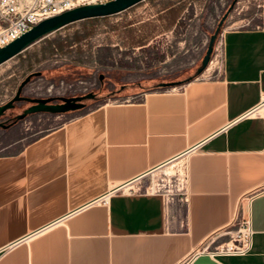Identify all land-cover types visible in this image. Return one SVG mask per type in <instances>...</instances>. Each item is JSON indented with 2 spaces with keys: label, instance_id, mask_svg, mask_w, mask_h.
Wrapping results in <instances>:
<instances>
[{
  "label": "crops",
  "instance_id": "1",
  "mask_svg": "<svg viewBox=\"0 0 264 264\" xmlns=\"http://www.w3.org/2000/svg\"><path fill=\"white\" fill-rule=\"evenodd\" d=\"M260 6L258 23L220 34L206 77L98 104L0 154V264H184L191 255L186 264H264ZM180 12L178 2L165 4L108 43L89 29L104 17L76 21L12 58L28 72L48 61L96 68L108 47H148ZM181 157L183 196L140 183ZM242 217L251 251L211 256Z\"/></svg>",
  "mask_w": 264,
  "mask_h": 264
},
{
  "label": "rangeland",
  "instance_id": "2",
  "mask_svg": "<svg viewBox=\"0 0 264 264\" xmlns=\"http://www.w3.org/2000/svg\"><path fill=\"white\" fill-rule=\"evenodd\" d=\"M174 2H178L181 12L173 30L159 35L143 49L124 48V45H121V48L119 45L108 47L112 50L103 51L102 66L97 65L96 68L82 71L63 70V66L60 67L58 63L48 61L28 72L25 64H20L15 58L1 63L0 104L11 99L20 82L34 71H40L41 75L32 77L23 87L24 96L58 99L61 96L68 97L92 92L97 97L85 100V107L76 111L62 114L31 113L13 125L6 128L0 127V154L15 152L38 135L62 125L76 114L98 104L133 99V93L141 88L157 86L160 82H174L173 85L166 87H175L196 78L206 77L210 71L208 66L214 57L220 34L226 29L256 24L261 14V0H159L158 3L147 6L145 9L132 7L123 13L96 19L94 25L89 27L90 32L93 35L100 34L107 43L110 39L126 38L129 35L126 27L128 23L150 17L159 7ZM233 2V8L218 32L207 68L196 75L210 35ZM75 24L69 27L72 28ZM213 64L211 63V68ZM100 75L102 79L99 78ZM121 86L126 89L120 93H110ZM28 105V102L20 101L4 115L18 114ZM183 170L184 159L177 158L146 175L140 183L149 185L153 189L158 188V191L166 196L173 194L182 196L185 188V182L182 179Z\"/></svg>",
  "mask_w": 264,
  "mask_h": 264
},
{
  "label": "water",
  "instance_id": "3",
  "mask_svg": "<svg viewBox=\"0 0 264 264\" xmlns=\"http://www.w3.org/2000/svg\"><path fill=\"white\" fill-rule=\"evenodd\" d=\"M143 0H108L97 4H85L67 9L59 14L43 19L39 23L33 25L29 30L21 34L19 37L0 47V64L14 57L29 45L43 38L44 36L60 29L70 23L97 17H105L120 13ZM234 2L227 8L225 13L219 19L214 32L210 35L208 45L204 56L201 60V65L196 70V75L201 74L209 63L211 54L213 53L214 43L217 39L220 27L227 18L230 10L233 8ZM41 75L40 71L29 73L18 85L14 96L3 104H0V118L5 114V111L12 109L16 102L26 101L30 104L20 113L14 116V120H21L27 115L36 112H50L54 114H62L70 111H76L85 107L84 100L93 99L94 93L88 92L82 95L61 96L58 99L54 97H28L22 94L23 87L34 76ZM102 79V76H99ZM190 80V79H189ZM174 82H160L159 87L173 85ZM9 125L0 121V127L6 128Z\"/></svg>",
  "mask_w": 264,
  "mask_h": 264
},
{
  "label": "built area",
  "instance_id": "4",
  "mask_svg": "<svg viewBox=\"0 0 264 264\" xmlns=\"http://www.w3.org/2000/svg\"><path fill=\"white\" fill-rule=\"evenodd\" d=\"M106 1L108 0H0V47L10 43L43 19L76 6ZM184 178L186 184V175ZM150 190L158 191V188H150ZM251 248L252 231L249 217H242L230 240L215 246L209 254L211 256L244 255L249 253ZM193 256L184 260V264Z\"/></svg>",
  "mask_w": 264,
  "mask_h": 264
},
{
  "label": "flooded vegetation",
  "instance_id": "5",
  "mask_svg": "<svg viewBox=\"0 0 264 264\" xmlns=\"http://www.w3.org/2000/svg\"><path fill=\"white\" fill-rule=\"evenodd\" d=\"M125 89H126V88H124L123 86H121V87L118 88V89L112 90V92H110V93H111V94L120 93V92H122V91L125 90ZM94 95H95L94 98H96L97 95H96L95 93H94ZM84 102H85V100H84ZM17 103H18V102L15 103V106H16ZM28 103H29V102H28ZM29 104H30V103H29ZM15 106H14V107H15ZM14 107H13V108H14ZM13 108H12V109H13ZM8 110H11V109H8ZM8 110H7V111H8ZM5 112H6V111H5ZM15 115H16V114H15ZM15 115H13V114L3 115V116L1 117V118H3V119L0 118V121L5 122V123L8 124L9 126H10V125H13V124H15V123L18 121V120H17V121L14 120V116H15ZM4 116H5V117H4Z\"/></svg>",
  "mask_w": 264,
  "mask_h": 264
},
{
  "label": "trees",
  "instance_id": "6",
  "mask_svg": "<svg viewBox=\"0 0 264 264\" xmlns=\"http://www.w3.org/2000/svg\"><path fill=\"white\" fill-rule=\"evenodd\" d=\"M97 18H100V17H97ZM90 19H95V18H90ZM61 67V66H60ZM63 70H68V69H73V70H75V71H80V69L79 68H74L73 66H64L63 65Z\"/></svg>",
  "mask_w": 264,
  "mask_h": 264
},
{
  "label": "bare ground",
  "instance_id": "7",
  "mask_svg": "<svg viewBox=\"0 0 264 264\" xmlns=\"http://www.w3.org/2000/svg\"><path fill=\"white\" fill-rule=\"evenodd\" d=\"M183 172H184V170H183ZM180 174H181V173H180ZM184 177H185V173H184V176L182 177L183 180L185 179ZM184 182H185V181H184ZM184 184H185V183H184Z\"/></svg>",
  "mask_w": 264,
  "mask_h": 264
}]
</instances>
